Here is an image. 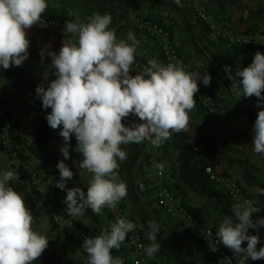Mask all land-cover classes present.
Listing matches in <instances>:
<instances>
[{
    "label": "clouds",
    "instance_id": "obj_1",
    "mask_svg": "<svg viewBox=\"0 0 264 264\" xmlns=\"http://www.w3.org/2000/svg\"><path fill=\"white\" fill-rule=\"evenodd\" d=\"M174 3L183 6V0ZM48 6L49 0H0V69L21 66L29 57L27 29L40 25ZM111 24L110 13H95L86 23L67 20L59 51L52 50L50 44L40 50L42 61L45 56L51 57L48 69H54L55 78L49 82V72L45 71L35 94L44 109H51L46 113L48 125L59 128L63 138L59 151L64 159L57 162L60 179L55 183L66 191L64 203L72 216L83 215L86 208L96 214L105 206L115 209L128 195V185L118 171L120 162L128 158L122 146L147 141L155 149L174 133L189 131V112L196 106L198 81L205 86L211 82L208 73L186 71L179 62L165 66L155 58L133 76L130 69H135L141 40L131 31L126 39H118ZM235 77L242 85L243 96L258 98L256 106L260 110L251 144L256 154L264 155V53L257 51L247 67L235 71ZM130 116L142 122H122ZM73 134L75 151L83 157L80 168L92 174L86 192L79 186L66 188L74 175L65 163L70 158ZM155 167L162 175L166 165L158 163ZM16 178L12 170H0V264H33L49 240L33 229L34 218L24 194L10 184ZM252 191L257 198L264 195V187L259 185ZM254 204L253 199L236 203L233 214L218 225L221 243L233 251L240 264H248L249 258L264 259V246L257 249L261 237L249 234V229L259 232L264 227V217L253 219L252 214L257 212ZM148 226L150 243L140 247L148 257H154L161 248L157 239L160 225L150 220ZM135 228L131 220L118 217L100 235L86 237L82 246L88 264H124L110 250H119ZM242 242H247L246 246Z\"/></svg>",
    "mask_w": 264,
    "mask_h": 264
},
{
    "label": "rangeland",
    "instance_id": "obj_2",
    "mask_svg": "<svg viewBox=\"0 0 264 264\" xmlns=\"http://www.w3.org/2000/svg\"><path fill=\"white\" fill-rule=\"evenodd\" d=\"M59 1L65 3L69 0ZM77 1L81 2L79 0ZM241 1L251 8H256L258 5L264 4V0ZM196 2H200L205 7L206 14L210 20L220 24L225 31V37L220 38L215 36L205 23L197 17L193 7ZM94 3H91V1L87 4L83 3L87 18L95 13H99L96 7L100 5L97 3L96 6ZM171 3H174V0H119L118 2H107L103 4L106 8L104 9L105 13H110L112 16V24L110 27L115 29L118 39H126L127 33L131 31L141 40V44L135 54V64L133 66L135 69H130V74L134 76L137 72L142 71L143 69L139 68L140 64L144 65L145 68L149 67L148 61L153 58L165 66L168 64L163 57L162 40L150 38L135 26L137 19L149 22L161 20V23L169 30V43L181 50L180 59L191 69L199 67L201 75L205 73L211 75V82L205 88L209 91L212 90L210 86L216 80L222 83L221 97L216 96V93L213 95L219 108V115L216 117L208 116L202 110H198L199 104L194 98L196 100V106L189 112V134L193 138L200 136L210 138L221 147L228 146L227 154L229 156L249 159L250 164L257 170L255 172L256 177L264 182L263 155L256 154L253 151L251 143L254 130L249 128L244 115L243 103L237 101L227 85L226 78L228 72L223 67L229 65L231 68L241 70L252 62L257 51L264 53L260 48H253L249 53L242 54L239 52L237 46L230 43L229 36L244 33L245 24H241L239 19L241 17L245 18L246 13H241L237 9L228 6L216 11L211 6V2L209 3V0H183V6H178L180 7L179 10L174 9ZM56 17L68 20L64 17ZM199 21L207 27L210 34L203 35L204 30L199 25H196ZM31 27H33V31L28 32L29 38L32 41L29 47L30 55L19 67H23L31 72L40 71L44 74L45 71L49 72L48 65L51 63V57L45 56L42 61L40 56L41 48L46 44H50L51 49L58 52L65 36L50 33L35 26ZM258 28H264V23L261 22ZM188 56H191V59L186 63L184 59ZM215 59H218V62ZM52 72H54V69H52ZM54 78V75H50L49 73L48 81L50 82ZM38 82L41 83L42 81ZM262 94H264V90H262ZM255 99L256 102L258 98L256 97ZM0 108L6 110L12 121L13 136L20 159L29 166V170L33 174L44 178L45 193L40 195L34 191L31 182L26 181L21 171L10 161L0 145V170H12L15 173L17 178L10 181L11 186L18 192L24 194L26 206L32 212L34 218L32 224L33 229L38 233L44 234L49 240L48 247L41 255L42 260L34 261V263L53 264L48 263L47 259L53 254L55 256H66L74 264H88V255L73 242L64 230L58 228L51 222L47 212L48 201L52 200L64 217L77 220L89 230L96 228L94 233L96 236L100 235L114 221L108 216L105 207L100 214L94 213L97 218L95 222L90 221L85 213L80 216L70 215L64 203L66 191L59 189L55 183L60 179L58 169L41 163L28 152L27 146L32 143L30 132L36 114V107L31 93L27 88L18 83L0 80ZM137 119L139 118L137 117ZM58 133L59 128H51L49 147L54 151L57 159H64L59 151L63 144V138ZM76 143L75 136H72L70 141L71 147L69 149L70 159L75 163L76 172L79 175L80 187L86 192L87 187L90 185L92 174L86 169L80 168V161L83 157L75 151ZM156 149L161 153V146ZM172 151V147L170 146L169 152ZM157 162L165 163V159L163 156L161 157V154L157 157ZM214 163L217 174L221 176L227 174L222 165L217 164V162ZM229 171H232L228 173L232 175V178L235 180L240 179V173L237 167ZM119 176L120 179L124 180L120 174ZM153 180L154 170L148 161V157L142 151L140 162L134 172L137 195L132 197L128 192V195L120 201L126 214L135 223L136 228L146 233L148 229L145 230L143 224H147L150 220L156 221L160 225L158 236L162 235L169 238L173 245L189 261L194 264H216L205 249H197L198 246L194 245L188 237L184 223L176 217L167 216L158 208ZM211 187L216 188L214 185ZM66 188L70 187L66 185ZM185 192L184 202H186L189 208L198 210L203 223L207 227H213L216 233H218V225L223 217L218 215L205 199L189 191ZM141 219L144 222H141ZM249 234L258 235L253 229H249ZM261 246H264V239L262 238L261 242L257 245V249ZM110 252L127 262H132L135 259V254L127 246L126 240L119 250L111 249ZM144 256L147 264H176L170 259L161 257L158 253L154 257H148L145 253ZM234 258L240 264L239 259L235 255Z\"/></svg>",
    "mask_w": 264,
    "mask_h": 264
},
{
    "label": "trees",
    "instance_id": "obj_3",
    "mask_svg": "<svg viewBox=\"0 0 264 264\" xmlns=\"http://www.w3.org/2000/svg\"><path fill=\"white\" fill-rule=\"evenodd\" d=\"M79 1L86 4L89 3L90 1L91 3L95 2L94 4L96 6L97 3H99L98 5L100 6H97L96 9L98 10L99 13L103 14L105 13L104 9H106L105 6H103V4L107 2H118L119 0H79ZM210 2H211V6H213L216 9V11L222 10L228 6L237 9L241 13H246L245 18L241 17L239 19L241 24H245V31L243 33L244 35H252L254 31L258 28V25L261 22L264 23V4L258 5L256 8H251L249 5L245 4L241 0H209V3ZM171 6L176 10L180 9V7H178L174 3H171ZM58 19L67 21L66 19L63 18H58ZM152 22L162 27L169 34L168 28L161 23V20L152 21ZM196 25H199L204 30V33L202 32L203 35L210 34L207 27H205L204 24H202L200 21ZM48 32L54 33L51 31ZM198 39L202 40L201 38ZM237 47L239 48L238 49L239 52L242 54H247L253 49L252 47H243V46H237ZM176 50L178 55L181 56L180 53L181 50H179V48L177 47ZM190 59L191 56H188L185 57L184 61L188 63ZM215 60L218 62V59ZM216 66L218 65L216 64ZM223 67L227 68L229 67V65H225ZM232 69L235 70L234 68ZM192 70L193 72H199L200 69L196 67V68H192ZM0 80L18 83L30 91L33 102L36 107V114L33 119L31 125V132H30L32 143L27 146V150L41 163H44L45 165L57 169L56 167L57 162L59 160H62L63 158L57 159L54 154V151L49 147L51 141V127L47 123L46 113L50 112L51 109L50 108L44 109L42 107V101L36 97L35 88L40 83L35 78L27 74L23 69L18 68L16 66H12L8 69H0ZM226 82H227V78H226ZM203 86L205 87V85ZM241 91L243 93L242 85H241ZM209 93L212 96L214 95L213 92L211 91H209ZM255 98L256 97L254 95L251 97H245L242 95L244 115L248 122L249 128L252 130H254L253 125L258 115V111L260 110L256 106ZM199 107L198 110H202L200 109L201 107L200 108ZM208 116H215V115H208ZM142 146L143 144L141 143L140 144L131 143L122 146L126 150L128 158L127 160L120 162L121 166L118 171L119 174L123 177L124 181L127 183L128 192L132 197L137 195L136 184L134 181V172H135V168L140 162L141 153L143 151ZM170 146L172 147L173 150L172 152H169ZM228 149H229L228 146L221 147L217 145L212 139L207 137L200 136L193 138L187 131L181 133H174L172 137L161 146V150H160L161 153H159L158 151V153L161 154V157L163 156L165 159L166 167L163 173L165 176V182L167 187L175 194V197L177 198L179 203L183 205L205 227L207 226L203 223V220L201 219L198 210H196L195 208H189L186 202H184V196L186 195L185 191H189L205 199L212 206L213 210H215L218 213V215H220L223 218L225 216L233 214L232 209H233V204H235L230 199L228 193H226L217 184L208 180L207 174L205 173V168L211 167L214 171H216L214 167L215 164L214 162H217V164L222 165L225 168L227 174L231 173L232 171L229 170H232L234 167H237L239 169V173H240L239 180H235L234 178L231 177L232 175L230 174L228 175L224 174V176L231 180H234L237 183V185L241 188V190L249 197V199L255 200L254 205L258 208L260 217H264V195L259 196V198H257L256 193L252 191L253 187L256 185L264 187V182L260 181L256 177L255 172L257 170L254 166L250 164L249 159L229 156L227 154ZM65 163L74 173L73 177L71 178V180L68 181L67 185L70 188L74 186L80 187L79 175L76 172L75 163L70 158L65 160ZM213 185L216 188H212L211 186ZM84 213L90 219V221L93 222L97 221L94 212L90 208H86ZM167 216H171V215H167ZM178 219L181 221L180 218ZM75 221L81 227V229L85 231L90 237L92 238L96 237V235L94 234L96 228H94L93 230H89L87 227L82 226L77 220ZM141 222H144V220L141 219ZM143 225H144V229L145 230L148 229L149 232L150 229L148 223ZM208 228H210L217 235L213 227H208ZM186 231L188 233V237L190 238V240L194 243V245L198 246L197 249L203 248L206 250L202 242L199 239L192 236L189 230L187 229V227H186ZM139 232L141 233L142 236L143 245L149 244L150 241L147 235L148 232L146 233L143 231H139ZM157 239L161 244L160 251L158 252V254L161 257L170 259L174 261L176 264H194L193 262L189 261L182 254V252L178 248H176L175 245H173L172 241L169 238L159 235ZM246 243L247 242H242V246H246ZM223 246L227 251V253L229 254V256L232 257L235 261H237L234 258L233 251L227 246L225 245ZM209 256L211 257L210 254ZM47 259H48V263H53V264H74L69 258L63 255L55 256L52 254ZM39 260H42V256L37 258V261ZM33 264L35 263L33 262ZM248 264H264V259L251 260V258H249Z\"/></svg>",
    "mask_w": 264,
    "mask_h": 264
},
{
    "label": "built area",
    "instance_id": "obj_4",
    "mask_svg": "<svg viewBox=\"0 0 264 264\" xmlns=\"http://www.w3.org/2000/svg\"><path fill=\"white\" fill-rule=\"evenodd\" d=\"M194 11L197 17L205 23L208 29L215 34V36L220 38L225 37L224 29L217 22L209 19L206 14L205 7L201 3H196L194 5ZM65 22V20L41 15L40 25L33 26L65 36L66 34L63 32ZM135 26L138 30L150 38L162 40L163 57L168 63L179 62L186 71L193 72V70L180 59L176 47L168 41V32L162 27L153 22L140 19L135 21ZM229 39L230 43L235 46L260 48L264 51V28H257L252 35H233L229 36ZM139 68L144 69L145 66L140 64ZM226 70L228 72V86L237 101L242 102L241 85L239 80L235 77V71H238V69L233 70L231 67H227ZM198 86L199 90L194 94V98L200 104L202 111L208 115H219V109L215 98L199 81ZM0 145L10 161L24 175L26 181L31 182L34 191L37 194L43 195L45 193L44 178L33 174L29 170V166L20 159L13 136V124L4 108H0ZM142 149L148 157V161L154 170L153 182L156 190L155 196L157 206L165 214L180 218L191 235L202 242L216 264H239L229 256L217 235L210 228L203 226L196 217H194L183 205L179 203L175 194L167 187L164 173L162 175L157 174L158 170L155 166L158 164V150L156 148H152L147 141L143 143ZM205 173L207 174L208 180L217 184L226 193H228L230 199L235 204L242 202L245 199H249V197L241 190L234 180L217 174L211 167H206ZM254 207L257 211L252 214L253 219L255 220L257 217H260V215L258 208L255 205ZM105 208L108 216L114 222L118 217L126 218L133 222V220L126 214L120 202L115 209L108 208L107 206H105ZM47 212L51 222L58 228L64 230L73 242L76 243L86 255H88L82 245L86 237H91L81 229L76 221L70 217H64L52 200L48 201ZM253 230L257 232L255 229ZM257 233L262 239H264V227H262ZM126 244L135 254V259L132 260V262L124 261V264H147L144 256V250L140 247V245H143L142 236L137 228L128 233L126 237ZM111 254L117 257L115 254Z\"/></svg>",
    "mask_w": 264,
    "mask_h": 264
},
{
    "label": "crops",
    "instance_id": "obj_5",
    "mask_svg": "<svg viewBox=\"0 0 264 264\" xmlns=\"http://www.w3.org/2000/svg\"><path fill=\"white\" fill-rule=\"evenodd\" d=\"M196 3H200V2H196ZM42 15L48 16V17L60 16V17L67 18L69 21L85 22V23L87 22V19H86L87 13L85 11L84 5L82 2H78L77 0H69L68 2H65V3L60 2L59 0H49V6L44 11V13H42ZM30 31H33V27L27 29V32H30ZM30 42L32 41L30 40ZM16 67L22 68L27 74H29L30 76H32L38 81L44 80V77H42L43 74L40 71L31 72V71H27L23 67H19V66H16ZM49 73L51 75L52 70H49ZM210 87L212 89L210 91L213 92L214 95L216 93V96L221 97L220 94H222L221 92L222 83L219 80H216V82H213ZM133 120H135L136 122H142L139 119H137V117L135 116H130L129 118L124 119L122 121L126 124H131Z\"/></svg>",
    "mask_w": 264,
    "mask_h": 264
}]
</instances>
